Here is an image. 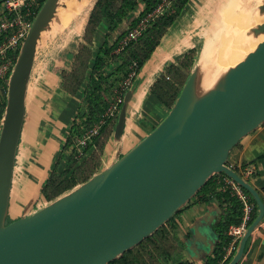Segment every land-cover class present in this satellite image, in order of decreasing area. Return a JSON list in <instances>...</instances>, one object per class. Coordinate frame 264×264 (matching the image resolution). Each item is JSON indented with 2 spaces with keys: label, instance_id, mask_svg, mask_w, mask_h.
<instances>
[{
  "label": "water",
  "instance_id": "obj_1",
  "mask_svg": "<svg viewBox=\"0 0 264 264\" xmlns=\"http://www.w3.org/2000/svg\"><path fill=\"white\" fill-rule=\"evenodd\" d=\"M61 1L44 0L37 10L6 85L0 120V264H108L160 229L215 174L234 180L257 208L227 263L237 264L264 216V202L228 164V157L242 138L264 123V39L198 99L194 68L167 114L137 144L85 182L30 215L7 222L26 87L42 33ZM259 9L264 13V3ZM260 34L264 21L251 26L252 37ZM131 97L129 88L112 129L118 142Z\"/></svg>",
  "mask_w": 264,
  "mask_h": 264
},
{
  "label": "crops",
  "instance_id": "obj_2",
  "mask_svg": "<svg viewBox=\"0 0 264 264\" xmlns=\"http://www.w3.org/2000/svg\"><path fill=\"white\" fill-rule=\"evenodd\" d=\"M211 1L214 2L213 0L187 2L151 57L140 68L130 87L132 97L127 105L121 140L116 141L112 133L107 132L100 156V170L137 144L167 114L168 109L152 95L150 88L166 68L176 64L195 47L192 40L196 38L190 26L196 24L194 18H198L200 10L209 6ZM91 8L79 31L76 28L77 21L72 20L65 26L70 25V30L59 33L48 42L45 41L43 48L41 46L37 48L25 92V112L6 214L9 222L28 216L39 206L44 205L40 194L42 185L54 169L60 173L68 163L69 150H64V145L79 112L83 98L82 89L88 82V76L84 80L83 88L75 95H69L61 88V72L70 70L79 44L84 43L82 35ZM1 10L0 6V14ZM108 26V22L102 20L96 28L92 40L94 51L99 50L106 41L109 45L113 43L123 24L110 39H107ZM114 50L111 51V56L114 55L112 54ZM116 65L117 62L113 58L108 59L106 70ZM111 97L112 94L104 95L107 102ZM228 164L238 168L240 173L245 168L251 169L252 173L248 179L250 184L260 188L264 186V123L242 138L231 150ZM220 176L221 174L214 176L215 182ZM219 188L218 186L216 190L221 191ZM260 196L264 202V192H261ZM227 207V204L217 199L215 195H211L206 202H192L182 207L166 226L171 241L164 249L170 252L172 261L162 260L160 264H173L176 261L204 264L206 259L214 256L216 252L218 253L216 261H219L227 252L229 243L227 235L220 237L217 232V225H220L228 214ZM256 213L257 208L255 216ZM237 264H264V216L253 229Z\"/></svg>",
  "mask_w": 264,
  "mask_h": 264
},
{
  "label": "trees",
  "instance_id": "obj_3",
  "mask_svg": "<svg viewBox=\"0 0 264 264\" xmlns=\"http://www.w3.org/2000/svg\"><path fill=\"white\" fill-rule=\"evenodd\" d=\"M187 1L174 0L171 6L172 12L169 14L165 13L156 18L136 42L129 43L122 51L113 56L110 53L118 47V41L146 13L150 12L160 0H96L94 2L89 11L82 35L84 43L79 44L77 53L73 56L70 70L61 72V88L69 95H75L83 88V83L87 76L88 82L82 89L83 98L80 109L72 125V132L64 145V150H69L68 163L60 173H57L54 169L47 181L42 185L40 194L43 202L48 203L54 200L100 171V156L105 145L107 132H112V128L103 130L99 137L94 138L83 150L81 156L73 150L74 141L105 110L108 102L104 99V95L113 94V90L128 72L130 62L135 60L140 69L151 57L167 29L173 24ZM43 2L44 0H41L40 6ZM142 5L143 9L140 13L132 18L133 13ZM130 18L132 19L130 25L113 40V43L109 45V42L106 41L99 50L94 51L92 49L95 30L102 20L107 21L109 24L107 39H110L113 38V34H115L120 26ZM17 54L13 56L14 59H16ZM196 55L197 50L195 48L190 49L176 64L166 68L165 72L151 86L150 92L152 95L168 110L174 104L182 86L192 72ZM110 57L117 62V65L110 70H106L107 60ZM3 109L4 99L0 98V120ZM232 168L242 177L238 168ZM214 176L212 175L206 181L205 185L187 204H190L191 201L206 202L211 195H215L217 199L226 203L228 206V214L224 217L220 225H217V232L220 234V237H224L227 235V228L239 222L241 212L236 199L230 196L228 191L216 190L219 184L215 182ZM254 188L259 194L264 192V186L260 188L255 185ZM244 191L249 195L245 189ZM251 200L255 204L252 198ZM172 220L173 217L151 236L108 264H160L162 260L172 261L170 252L164 249L171 241L166 226ZM226 240L228 241L227 238ZM220 249L221 247L218 248V251ZM217 254L216 252L214 256L207 258L204 264H216ZM173 264L190 263L176 261Z\"/></svg>",
  "mask_w": 264,
  "mask_h": 264
},
{
  "label": "built area",
  "instance_id": "obj_4",
  "mask_svg": "<svg viewBox=\"0 0 264 264\" xmlns=\"http://www.w3.org/2000/svg\"><path fill=\"white\" fill-rule=\"evenodd\" d=\"M41 0H1L0 14V98H5L6 85L10 76L15 59L13 56L19 52L21 43L25 38ZM174 0H160V2L148 13H146L137 24L129 29L119 41L115 50L117 55L129 43L136 42L150 27L156 18L172 12L171 6ZM138 64L135 60L130 62L128 72L120 81L117 88L113 90L111 99L105 110L100 113L97 119L88 126L76 139V153L81 156L86 146L96 137H99L103 130L112 128L115 119L123 102L124 93L131 87L133 80L139 72ZM112 133V132H111ZM251 169L245 168L241 175L248 180L251 176ZM216 175V174H215ZM217 177L216 182L219 189L228 191L240 206V220L237 224L227 228L229 239L227 252L216 264H227L231 255L236 250L239 240L242 238L249 224L253 221L256 207L250 196L244 189L231 178L222 175Z\"/></svg>",
  "mask_w": 264,
  "mask_h": 264
},
{
  "label": "rangeland",
  "instance_id": "obj_5",
  "mask_svg": "<svg viewBox=\"0 0 264 264\" xmlns=\"http://www.w3.org/2000/svg\"><path fill=\"white\" fill-rule=\"evenodd\" d=\"M189 1L190 0H188L187 2L189 3ZM213 1L214 2L212 1L210 2L209 6L205 7L206 9L204 8L205 10L204 9L200 10V15H198V18L197 17L194 18V20H196V24H192V26H190L191 31L195 35V38H196L195 40H192V42L195 45L194 48L197 50L196 59L193 65H194V68L198 69V77L200 79L203 76L205 70H207V67L210 65L212 68L210 73H213L214 78L217 77V79H219L224 74L225 69L223 68L215 69L213 65V63L215 62V58L220 51L221 43L223 39H226L228 37L229 39L227 40V43L229 45V43L232 40V37L237 34H238V38H240L241 36L242 38H248V37L252 38L251 26H253V24L251 26L248 25L249 27L238 29L239 30L238 32L240 33L236 31L234 32L232 37H231V32L236 30L235 21L239 17H241L243 14H246V15L249 14L251 18L249 23H253L254 22L253 18L257 15V12L260 11L259 5L264 3V0H249V1L248 0H213ZM93 2L94 0H92V3H91L92 5H93ZM92 5H90L89 8H91ZM86 16L82 18H84L85 20ZM258 16H260V14ZM82 18H79V20H82ZM73 20L77 21L76 19H73ZM82 23L83 22L79 23L80 26L78 28V31L80 30ZM70 28H71L70 25L69 27L68 26L64 27L61 31L51 36L50 38H45L44 41L41 40L39 47L41 46V48H43L44 47L43 44L45 43V41L48 42L49 40L53 39L56 35L58 36L59 33H62L65 31L67 32V30L68 29L70 30ZM188 28H187V31H188ZM115 50L112 54H115ZM207 50L208 51L211 50V54L209 55V59H208L209 62L207 61V63H205L202 61V54L206 52ZM110 59L112 60V58ZM231 66L233 65L226 66V68L228 69ZM73 150L74 152H76V143L74 145ZM192 202L193 201H191V203ZM7 222L9 221L7 220Z\"/></svg>",
  "mask_w": 264,
  "mask_h": 264
},
{
  "label": "bare ground",
  "instance_id": "obj_6",
  "mask_svg": "<svg viewBox=\"0 0 264 264\" xmlns=\"http://www.w3.org/2000/svg\"><path fill=\"white\" fill-rule=\"evenodd\" d=\"M249 1V0H248ZM92 0H64L61 5L56 8L54 16L50 21L49 25L46 27L45 31L42 33V39L44 41L45 38H50L55 35L59 31H61L70 21L73 19L77 20L76 28L78 30L79 23L84 21V16L87 15L88 9H90V5ZM245 4V3H244ZM256 5V4H255ZM259 5V4H258ZM260 6V5H259ZM86 13V14H85ZM85 14V15H84ZM260 14V16H258ZM262 14V15H261ZM82 18V20H79ZM249 14H243L235 21L236 30L231 32V37L234 32H238L240 28L249 27L252 24H256L264 21V13L257 12V15L253 18L254 22H250ZM249 25V26H248ZM71 27V26H70ZM233 27V26H232ZM240 33V32H238ZM244 37V35H243ZM229 38L223 39L221 43V48L218 55L215 58V62L213 63L215 69H225L226 66L234 65L236 62L242 59V57L251 49L255 47L257 42L264 39V34H260L257 38L248 37V38H238V34L232 37L231 42L227 43ZM210 51H206L202 54V61L207 63L209 59ZM209 62V61H208ZM212 70L211 65L207 67L201 79L198 77L197 83L195 86L194 96L195 98H200L204 96L209 90H211L217 83V77H213V73H210ZM224 70V73H225Z\"/></svg>",
  "mask_w": 264,
  "mask_h": 264
}]
</instances>
